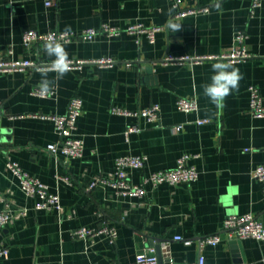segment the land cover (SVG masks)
I'll return each instance as SVG.
<instances>
[{
  "label": "crops",
  "instance_id": "obj_1",
  "mask_svg": "<svg viewBox=\"0 0 264 264\" xmlns=\"http://www.w3.org/2000/svg\"><path fill=\"white\" fill-rule=\"evenodd\" d=\"M47 1L0 0V56L41 65L0 74L2 126L10 131V142L0 144V212L29 210L26 218L0 230V249L9 251L0 264H136L144 249L157 251L164 244L169 254L161 249L160 264H192L200 255L207 264H264V242L244 239L235 246L223 229L230 216L251 215L264 224V181L252 177L264 165V118L249 110L251 86L264 98V3L252 17V0H182L179 7L175 0H54L51 7ZM205 8L208 12L201 11ZM169 20L181 23V31H170ZM133 24L160 28L156 43L126 33ZM103 25L121 34L62 42L71 62L89 63L71 68L53 97L34 96L40 72L52 58L44 43L24 46L23 34H81ZM238 32L247 36L250 58L221 59L240 48ZM100 60L113 65L101 66ZM218 62L231 63L243 78L238 90L215 105L202 85L210 82L211 66ZM75 96L84 102L76 132L84 154L75 160L55 158L47 148L60 139L47 118L66 114ZM181 98L195 99L198 111L180 112ZM152 106L160 108L155 125L112 113L113 108L136 112ZM200 120L210 122L199 126ZM131 126L143 130L127 137ZM177 126L183 130L175 132ZM186 154L199 172L193 184L147 185L142 200L107 186L90 189L97 178H111L120 157H147L144 169L128 171L131 181L141 184L154 172L174 169ZM10 162L58 194L63 213L36 212L35 200L25 196L8 170ZM104 227L117 231L115 242L104 235L86 240L71 235ZM215 235L222 237L219 245L201 247Z\"/></svg>",
  "mask_w": 264,
  "mask_h": 264
},
{
  "label": "built area",
  "instance_id": "obj_2",
  "mask_svg": "<svg viewBox=\"0 0 264 264\" xmlns=\"http://www.w3.org/2000/svg\"><path fill=\"white\" fill-rule=\"evenodd\" d=\"M182 0H175L176 7ZM264 0H252L250 7V14L254 17L259 9L262 8ZM54 5V0H48L46 2L47 7ZM202 12H208L205 8ZM191 12H179V16H184ZM160 28L146 27L143 24H133L126 30L131 36L145 37L150 44L156 43L157 34L160 32ZM106 35L108 37H114L121 34V31L113 28L109 25H103L100 30L88 29L81 34L74 33H56L49 32L42 34L36 31H26L23 34V45L28 46L31 43H44L48 36H54L62 42H71L79 39L89 41L99 35ZM247 36L244 32H238L236 34V42L240 48L234 50L230 54L221 57L223 60L232 62H241L250 58L246 48ZM12 54V52H10ZM172 61V59H170ZM89 62H71V68L78 67ZM101 66H112L113 62L110 60H100L96 62ZM41 65L29 60H15L12 58H6L0 56V74H10L26 69H37ZM250 93V106L249 110L253 117L264 118V98L260 90L251 86L249 88ZM33 95L39 98H50L55 95L52 91L49 94L42 95L39 89L33 91ZM177 109L183 113H194L198 111V103L195 99H178L176 103ZM84 102L80 97H73L69 103L66 114L60 116L48 117V120L53 121L55 124L56 133L59 136V143L48 146L47 150L55 157L60 155L69 159L75 160L83 157L85 150V143L82 139L77 137V125L78 120L83 112ZM112 113L123 117H134L143 120L147 125H155L160 119V108L158 106H152L139 111H129L122 108H113ZM208 120L198 121V125L202 126L208 124ZM143 130L141 126H131L126 131V136L139 133ZM175 132H181L183 126H177L173 129ZM192 156L186 154L183 155L177 162V166L174 169L166 171H158L152 173L148 178L144 179L141 184H135L131 181L128 171L142 170L144 169L147 157L145 156H123L120 157L115 164V171L111 178L103 179L97 178L91 184L90 189L93 190L97 186H107L114 189L120 196L133 197L138 199H145L147 197V185H151L153 188H158L164 185L177 187L181 185H190L199 179L198 170L191 165ZM8 170L14 177L17 178L19 186L22 192L27 198L35 200L34 210L36 212H57L62 214L64 211L61 197L58 194L52 193L47 185L40 180L32 177L28 173L24 172L17 164L10 162L7 165ZM252 177L257 181H264V165L257 167ZM69 182V178L64 179ZM264 195V189H263ZM29 210L27 208H19L14 210L13 208L6 209L0 212V230L14 224L18 220H22L28 216ZM223 229L227 234L229 240H244L253 239L258 242H264V224L258 218L245 215V216H230L225 219ZM72 237L80 240H86L88 238H95L98 236H107L111 242H115L118 233L114 228L104 227L102 229H80L72 232ZM176 241L184 243L186 246H190L192 241L186 240L181 237L175 238ZM222 242L220 235L210 236L201 241V247L205 245L217 246ZM161 249L165 254H169L168 246L163 245ZM9 257L8 249H0V259H7ZM136 264H160L157 251L154 247H148L140 252L136 256ZM192 264H207L205 257L200 255L195 263Z\"/></svg>",
  "mask_w": 264,
  "mask_h": 264
},
{
  "label": "clouds",
  "instance_id": "obj_3",
  "mask_svg": "<svg viewBox=\"0 0 264 264\" xmlns=\"http://www.w3.org/2000/svg\"><path fill=\"white\" fill-rule=\"evenodd\" d=\"M166 26L173 33H177L181 31L182 24L169 20ZM44 51L52 59L50 64L40 72L38 88L42 95L52 92L58 81L63 79L71 69L69 55L59 39L48 36L44 42ZM211 67L213 75L209 83L202 85L203 94L210 103L220 105L233 91L238 90L239 82L243 77L240 70L231 63L218 62Z\"/></svg>",
  "mask_w": 264,
  "mask_h": 264
},
{
  "label": "water",
  "instance_id": "obj_4",
  "mask_svg": "<svg viewBox=\"0 0 264 264\" xmlns=\"http://www.w3.org/2000/svg\"><path fill=\"white\" fill-rule=\"evenodd\" d=\"M148 73H150V70H148ZM10 134V131L6 128H4L2 126V114L0 113V144L2 143H8L10 142V138H8V135ZM232 245H239L241 246V240H233L231 242ZM157 254H158V257L160 256L161 254V248L159 246V248H157Z\"/></svg>",
  "mask_w": 264,
  "mask_h": 264
}]
</instances>
